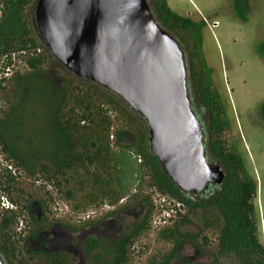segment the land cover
Here are the masks:
<instances>
[{"label": "trees", "instance_id": "trees-1", "mask_svg": "<svg viewBox=\"0 0 264 264\" xmlns=\"http://www.w3.org/2000/svg\"><path fill=\"white\" fill-rule=\"evenodd\" d=\"M232 1L235 17L246 23L244 7L238 5V0ZM33 2L0 0V73L14 61L17 66L10 78L0 77V157L5 164L24 177L54 187L60 194L61 190L70 193L71 200L83 211L112 207L127 198L131 191L126 182L129 177L136 183L130 201L135 207L144 204L150 209V196L140 193L145 181L149 190L174 200L179 208L173 205L172 210L177 214L183 210L182 218L191 216L201 230L215 231L217 260L212 264L223 260H228L227 264H264V246L257 238L253 205L256 183L240 156L222 138L228 122L211 81L212 70L202 55L203 22L172 11L166 0H147L156 24L184 52L187 92L191 110L204 129L205 158L209 164L218 163L225 176L220 185H207L200 194L191 195L181 193L162 173L148 150L142 118L115 95L69 76L63 78L60 87L37 82L49 58L26 14ZM255 52L264 60V42L257 43ZM258 110L264 115V103ZM125 140L127 145L123 144ZM15 182V171L12 174L1 165L0 257L4 264H73L68 253H37L25 248L27 237L40 236L51 227L48 220L30 225L26 235L17 240L2 227V220L8 221L9 226L16 223L17 215L2 207L3 202L8 203L5 196L23 194ZM8 199L14 206L19 205ZM25 202L27 209V203L33 202L31 196ZM55 223L71 232L81 229L58 220ZM149 223L148 211L132 230L110 246L90 239L83 251L86 256L96 254L97 259L101 258L100 251L106 256L105 264H129L131 248L142 233L149 231ZM197 236L164 230L160 237L172 243L170 253L151 257L145 264H170L180 247ZM201 240L208 243L204 236Z\"/></svg>", "mask_w": 264, "mask_h": 264}, {"label": "rangeland", "instance_id": "rangeland-1", "mask_svg": "<svg viewBox=\"0 0 264 264\" xmlns=\"http://www.w3.org/2000/svg\"><path fill=\"white\" fill-rule=\"evenodd\" d=\"M238 1V5L244 7L246 23L239 22L235 17L232 0H166L168 7L183 17L187 12H192L189 17L192 20L204 18L209 26L217 23L215 28L208 30L204 27L202 31V55L212 70L211 81L227 116L228 127L222 138L240 156L244 168L256 183L253 205L257 238L264 246V115L258 110L264 103V60L255 52L257 43L264 42V0ZM26 14L30 22L31 5ZM65 76L62 68L49 59L36 80L60 87ZM125 141L123 144L127 145ZM4 164L0 157V166ZM212 164L219 165L216 162ZM14 171L15 183L23 194L8 196L19 203L17 206L11 204L4 195L8 203L4 204L3 209L8 207L17 217L16 223L11 226L8 221L2 220V227L17 240L26 235L30 225L47 220L51 223V227L40 236L27 237V250L37 253L65 252L73 257V264H105L106 256L100 251V259L96 258V254L86 256L83 251L85 242L97 239L105 246H110L132 230L149 211V231L136 239L131 248L129 264H145L151 257L169 254L172 243L160 237V233L168 229L180 234L198 235L180 247L170 264H212L217 260L215 231L206 228L201 230V226L191 216L182 218L183 210L180 209L179 214L172 210L174 200L149 190L145 181L140 193L150 196V209L144 204L135 207L130 201L135 195L132 190L136 183L129 177L126 182L130 184L131 191L127 198L112 207L102 206L83 211L71 200L70 193L61 190L60 194L54 187ZM20 196H23L22 200H19ZM27 196H31L33 202L27 203L25 209ZM127 205V209H123ZM57 220L81 229L71 232L57 227ZM203 236L208 241L206 245L201 240ZM227 261H219L218 264H227Z\"/></svg>", "mask_w": 264, "mask_h": 264}, {"label": "water", "instance_id": "water-1", "mask_svg": "<svg viewBox=\"0 0 264 264\" xmlns=\"http://www.w3.org/2000/svg\"><path fill=\"white\" fill-rule=\"evenodd\" d=\"M30 26L67 76L107 90L142 118L150 154L181 193L222 183L190 107L184 52L147 0H34Z\"/></svg>", "mask_w": 264, "mask_h": 264}, {"label": "built area", "instance_id": "built-area-1", "mask_svg": "<svg viewBox=\"0 0 264 264\" xmlns=\"http://www.w3.org/2000/svg\"><path fill=\"white\" fill-rule=\"evenodd\" d=\"M191 15H192V12H187L185 14V17L189 18ZM201 21L203 22L204 26L208 30H211V28H215L217 26V23H214L211 26H209L208 23L206 22V20L204 18L201 19ZM3 59H5V58H3ZM3 59L1 60V63L4 64L5 62H4ZM13 60H14V58L12 59V61ZM15 68H17V66H16L15 61H14V64H12L11 66H5L4 67L3 71H1V73H0V77H2L4 79L10 78L13 75V73H14L13 70H15ZM4 166L6 167V169L10 170L12 174L14 173L13 169H11V167L9 165H6L5 164ZM4 204L6 205V203L3 202L2 207H4ZM175 205H176L177 208H179L178 204H175Z\"/></svg>", "mask_w": 264, "mask_h": 264}]
</instances>
